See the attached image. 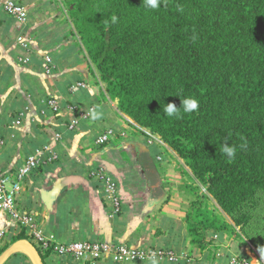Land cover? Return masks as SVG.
<instances>
[{
	"label": "trees",
	"instance_id": "trees-1",
	"mask_svg": "<svg viewBox=\"0 0 264 264\" xmlns=\"http://www.w3.org/2000/svg\"><path fill=\"white\" fill-rule=\"evenodd\" d=\"M61 1L119 109L191 168L196 199L184 219L190 243L215 264L212 234L252 227V210L264 201V0H161L158 10L143 0ZM187 96L200 101L197 111L163 113V104L180 107ZM225 144L234 158L222 153ZM259 220L256 241L264 239V213ZM27 237L22 228L13 241ZM15 257L29 263L20 252L7 263Z\"/></svg>",
	"mask_w": 264,
	"mask_h": 264
},
{
	"label": "crops",
	"instance_id": "crops-1",
	"mask_svg": "<svg viewBox=\"0 0 264 264\" xmlns=\"http://www.w3.org/2000/svg\"><path fill=\"white\" fill-rule=\"evenodd\" d=\"M18 1L29 10V21L23 28L0 5V134L8 141L1 164L6 170L14 169L46 144L59 154L55 162L27 178L17 198L20 208L34 214L48 236L63 242L108 239L176 247L187 253L201 252V259L208 260V249L190 243L186 209H180L183 201L175 186V179L182 173L192 176L191 168L166 142L148 144L150 130L138 126L119 109L118 100L107 93L106 83L63 12L61 0ZM22 30L35 49L28 64L19 60L25 54L17 42ZM46 54L54 58L51 74L44 72ZM48 98L60 100L63 107L75 103L90 110L99 105L103 116L95 121L84 118L77 129L69 130L72 116L65 109L62 113L42 114ZM22 116V124H13ZM109 128L117 130V135L97 144V135ZM101 161L114 172L119 184L124 201L119 214L111 212L100 184L90 177L91 169ZM0 229L12 237L21 232L1 210ZM232 236L225 232L212 234L219 252L215 264H229L232 252L243 249L224 247L232 244L228 242L234 239ZM181 262L196 261L188 257ZM16 263V259L6 262ZM252 264L261 262L253 258Z\"/></svg>",
	"mask_w": 264,
	"mask_h": 264
},
{
	"label": "built area",
	"instance_id": "built-area-1",
	"mask_svg": "<svg viewBox=\"0 0 264 264\" xmlns=\"http://www.w3.org/2000/svg\"><path fill=\"white\" fill-rule=\"evenodd\" d=\"M0 5L1 10L7 16L13 18L20 27L28 23L29 10L25 4L18 0H2ZM17 42L27 54L22 56L20 61L28 63L35 53L31 39L22 30L17 36ZM43 58L44 72L51 74L55 69L54 58L51 54H46ZM78 85L84 86L82 83ZM64 109L72 116L67 125L69 130L77 129L82 119L90 117L89 110L75 103L63 107L62 102L56 98L44 100L42 114L47 112L62 113ZM14 123L17 125L22 124L23 116ZM114 134L115 129L109 128L106 132L97 135L96 143L102 145L109 141ZM156 140L163 141L158 134L149 132L148 144H152ZM7 143L6 137L0 134V210L13 223L27 229L29 233L27 239L37 246L48 262L52 264H97L100 262L132 264L134 262H150L152 254L156 255L158 261L166 262H177L180 259L183 260L189 257L188 253L184 254L183 251H179L175 247L132 245L127 242L108 239H72L63 242L57 237L48 236L40 228L35 215L23 211L19 207L17 198L24 189L27 178L41 167L55 162L59 158V154L51 145L46 144L36 152L30 153L24 162L16 168L6 170L1 164V159ZM90 177L100 184L103 199L111 207V212L119 214L123 210V197L114 172L110 170L105 162L101 161L91 169ZM237 229L239 230V228ZM247 250L248 253L245 254L240 251L232 252L229 257V264H252L253 258L260 262V254L255 247L249 245ZM218 253H216V257ZM221 255H224V253ZM261 261H263V258H261Z\"/></svg>",
	"mask_w": 264,
	"mask_h": 264
},
{
	"label": "rangeland",
	"instance_id": "rangeland-1",
	"mask_svg": "<svg viewBox=\"0 0 264 264\" xmlns=\"http://www.w3.org/2000/svg\"><path fill=\"white\" fill-rule=\"evenodd\" d=\"M34 48V47H33ZM35 50V49H34ZM35 52V51H34ZM24 55H27L26 53L23 54ZM22 55L20 56L19 60L21 59ZM30 62V61H29ZM28 62V63H29ZM28 63H24L22 62V64H28ZM18 119V118H17ZM16 119V120H17ZM15 120V121H16ZM14 121V122H15ZM13 122V124H15ZM17 125V124H15ZM151 132V131H149ZM125 134V133H124ZM117 135V130H115V134L114 136ZM108 142V141H107ZM155 143H158V144H163L164 141L162 140H156L155 142H153L152 144H155ZM7 147V146H6ZM6 149V148H5ZM175 186H176V190L178 191L179 195L181 194V197H182V201L183 203L181 204L180 206V209H182V211L184 209H186L187 207L190 206V203L192 200L196 199V196L194 194L191 193L190 191V185L194 184V181L192 179V176H190L189 174L187 173H182L181 176L179 178H177V180L175 179ZM172 184V182H171ZM119 186V184H118ZM193 186V185H192ZM120 188V187H119ZM123 197V196H122ZM124 202V201H123ZM210 205L212 207L216 206L218 207V203L216 201H214L213 199H211L210 201ZM20 207V206H19ZM22 209V208H21ZM25 211V210H23ZM28 212V211H27ZM185 212V211H184ZM252 213H253V216H254V220H253V226L252 227H249L247 229H241L240 227H237L239 228V230L237 229V232L238 234H234L235 236H232L234 239L232 240H229L228 242H232V244H229V243H226L224 247H228V248H231V246L233 247H238V248H243V249H240L239 251L240 252H244L245 254V250L246 248L249 246V245H252L253 247H255V249L258 251V253L260 254V262L262 264V262H264V256L261 255V252L260 250H264V239H261L259 241H256L254 240V238L251 236V232L254 228H257V230H259L261 228V225H259V219L260 217L262 216V214L264 213V201H261L260 204L258 205L257 208L253 209L252 210ZM185 214V213H184ZM231 222V221H230ZM14 225H17L18 227H20V229L22 230V228H25V227H22L21 225L19 224H15L13 223ZM26 229V228H25ZM3 229H0V249L1 248H4V250L1 252V254L15 241H13V238L12 236H9L7 234V231L6 230H3ZM241 232V233H240ZM26 233L27 235L29 234L27 229H26ZM231 237V238H232ZM245 237V238H243ZM28 238V237H27ZM26 238V239H27ZM217 244V243H216ZM212 248L213 249H216L218 248L217 245H212ZM185 249V248H184ZM187 249V248H186ZM217 250V249H216ZM241 250H244V251H241ZM189 251V250H188ZM187 252H184V254H186ZM0 254V255H1ZM17 254V253H15ZM188 255L189 257H193L195 259V263L193 264H211V261H210V258H208V260H203L201 259L203 257V254H201V252H198V251H189L188 252ZM261 258H263V261H261ZM14 259H16L17 263L16 264H19L21 262V260L18 258V257H15ZM29 260V258H28ZM186 260V259H185ZM183 260H178L177 261V264H185L183 262H181ZM203 261V262H202ZM205 261V262H204ZM197 262H200V263H197ZM202 262V263H201ZM28 264H32L29 260V263ZM49 264V263H47Z\"/></svg>",
	"mask_w": 264,
	"mask_h": 264
},
{
	"label": "clouds",
	"instance_id": "clouds-1",
	"mask_svg": "<svg viewBox=\"0 0 264 264\" xmlns=\"http://www.w3.org/2000/svg\"><path fill=\"white\" fill-rule=\"evenodd\" d=\"M142 5L146 9H152V10H158L161 6V0H143ZM118 20V17L113 15L111 17V23H116ZM200 101L192 96H187L182 98L181 106L177 107V105L174 102H169L166 104H163V113L168 117H176L179 118L181 116L180 109L183 110V113L190 114L199 109ZM90 117L93 121L99 120L103 116V112L100 109V106L97 105L94 108L89 110ZM222 153L226 155L229 159L235 157V148L228 146L225 144L222 149ZM261 255L264 256V250H260ZM150 264H159V261L155 254H152L150 257Z\"/></svg>",
	"mask_w": 264,
	"mask_h": 264
},
{
	"label": "water",
	"instance_id": "water-1",
	"mask_svg": "<svg viewBox=\"0 0 264 264\" xmlns=\"http://www.w3.org/2000/svg\"><path fill=\"white\" fill-rule=\"evenodd\" d=\"M25 254L32 264H45L40 250L29 239H19L13 242L1 255L0 264H6L15 253Z\"/></svg>",
	"mask_w": 264,
	"mask_h": 264
}]
</instances>
